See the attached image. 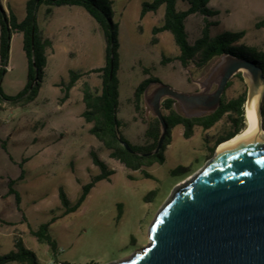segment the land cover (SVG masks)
I'll use <instances>...</instances> for the list:
<instances>
[{"label": "rangeland", "instance_id": "obj_1", "mask_svg": "<svg viewBox=\"0 0 264 264\" xmlns=\"http://www.w3.org/2000/svg\"><path fill=\"white\" fill-rule=\"evenodd\" d=\"M0 1L5 9L11 8L18 20L25 17L28 0ZM110 1L113 21L118 25L120 131L130 144L143 145L145 119L152 115L145 104L142 115L133 106L134 90L146 78L142 68H148L160 83L178 92L195 93L202 90L220 58L201 69H184L176 60L179 52L171 34L152 35V29L161 23L163 8L141 19L142 4L153 0ZM207 7L218 12L209 19L216 23L210 28L211 36L242 31L244 37L239 44L264 51V28H255L264 19V0H211ZM186 8V0H177V10ZM36 19L52 42L47 50L45 71L39 66V73L35 72L40 89L24 107L0 110V141H6V152L0 142V254L13 250L14 240L20 238L26 249L34 253L38 264H114L149 243L147 231L157 211L177 185L206 164L217 149L210 152L216 139L231 127L223 118L208 131L195 128L192 137L185 139L183 127L177 126L171 132L163 164L137 171L126 169L110 158L109 152L89 134L90 125L78 115L83 109V100L80 101L83 85L87 84L92 92L100 88V76L89 72L105 64L102 31L79 7L41 6ZM203 23L199 14L186 19L190 43L199 38ZM162 56L172 60L162 65ZM8 66L11 72L7 73L6 68L4 91L11 96L26 80L21 36L15 35L11 40ZM71 73L82 76L64 98L62 91L68 87ZM154 87L152 84L148 93ZM244 93L242 75L241 79L233 77L223 92L227 100ZM174 109L182 115L177 104ZM90 150L114 173L108 180L97 182L76 211L50 224L48 235L55 244L52 251L29 231H36L61 215L64 207L59 201V188L74 204L81 186L99 174L91 162ZM23 158L28 159L22 167L24 179L14 186L20 196L21 211H18L14 197L7 193V181L19 177ZM181 168L186 172H181ZM150 193L153 195L148 197Z\"/></svg>", "mask_w": 264, "mask_h": 264}, {"label": "trees", "instance_id": "obj_2", "mask_svg": "<svg viewBox=\"0 0 264 264\" xmlns=\"http://www.w3.org/2000/svg\"><path fill=\"white\" fill-rule=\"evenodd\" d=\"M211 0H186L187 8L179 11L176 9L177 0H153L144 2L141 6L140 18L146 14H155L160 8L164 13L161 23L152 29V35L168 32L178 49L176 60L184 69L194 67L201 69L206 67L213 59L220 58L223 55H231L246 59L261 68L264 73V51H259L254 47H247L239 44L244 37V32H224L220 35L211 36L210 28L216 23L210 21L218 15V12L208 9L207 4ZM76 6L83 8L87 14L97 23L102 31L105 40V64L103 67L91 70L89 73L100 76V88L92 92L87 84L82 88V100L84 111L81 115L86 124L90 125L89 134L92 135L109 152L110 158L116 160L126 169L131 171L141 170L151 167L155 164L161 165L164 162V152L171 141V132L177 126L183 127V137L189 139L193 135L195 128L208 131L213 128L223 118L230 124L231 130L224 135L219 136L213 148L218 147L220 143L231 140L245 128V99L246 93L236 98L227 100L224 94L221 97L220 105L215 112L196 118H185L178 114L174 109L175 102L172 99H163L161 102V111L166 125L165 138L158 153L147 155L155 150L157 142L161 135V126L159 121L149 116L146 120V130L144 133L145 144L132 145L121 133V123L117 114L119 109V80L117 74L119 71V54L117 29L118 25L113 21L112 2L110 0H28L25 7V17L18 20L10 7L4 9L0 2V110L7 108L24 107L32 98H34L40 86L35 79V72L39 73V66L45 71L47 61V50L51 47V42L42 38L36 23V13L40 6ZM194 14L203 17L204 23L199 38L193 43L188 40V34L185 28L186 19ZM256 29L264 28V19L255 24ZM19 34L22 39V50L27 61L26 83L23 89L14 96L6 95L1 87L3 76L9 61V52L12 36ZM171 58L162 56L161 64L165 65L171 61ZM43 71L40 73L43 75ZM143 75L146 76L135 88L133 93V106L137 114L144 112V93L151 84L159 83L158 78L150 74L148 68H142ZM71 79L68 87L64 88L63 97H67L68 91L80 79L82 73H71ZM234 77L241 79V73ZM230 86L228 82L225 90ZM121 141L126 142L132 151L129 153L122 145ZM1 148L6 152V141H0ZM147 155V156H145ZM89 156L93 166L99 170V174L91 177L90 182L81 186V193L74 204H71L62 188H59L58 197L63 212L57 218L50 222L42 224L36 231H29L31 236L41 243H46L50 250H55V244L48 235V227L56 219L66 216L76 211L84 202L95 184L102 180H108L114 173L113 170L98 158L94 151L90 150ZM11 161L12 158L9 155ZM28 161L27 158L21 159L19 163L20 175L17 179L11 178L7 181V193L14 197L18 211L20 205V196L14 189L17 181L24 179L25 172L23 165ZM181 172H186L181 168ZM187 176V175H186ZM146 178L150 175L145 174ZM150 193L148 197L152 196ZM147 197V198H148ZM146 198V199H147ZM38 264L33 252L26 249L20 238L15 239L13 250L7 254H0V264Z\"/></svg>", "mask_w": 264, "mask_h": 264}, {"label": "water", "instance_id": "obj_3", "mask_svg": "<svg viewBox=\"0 0 264 264\" xmlns=\"http://www.w3.org/2000/svg\"><path fill=\"white\" fill-rule=\"evenodd\" d=\"M237 73H241L246 85L244 107H253L264 132L263 71L246 59L223 55L199 92H178L160 82L151 92L148 89L152 84L145 90L144 104L161 126L156 148L147 155L158 153L165 138L163 99H172L185 118L211 114ZM213 85L216 87L211 92ZM120 143L132 152L126 142ZM147 235L149 243L140 253L114 264H264L261 133L242 131L222 152L215 150L201 169L172 190L150 223Z\"/></svg>", "mask_w": 264, "mask_h": 264}, {"label": "bare ground", "instance_id": "obj_4", "mask_svg": "<svg viewBox=\"0 0 264 264\" xmlns=\"http://www.w3.org/2000/svg\"><path fill=\"white\" fill-rule=\"evenodd\" d=\"M245 125L246 126H245V128L242 131L250 130V131L260 132L261 135H262V140L264 141V132L259 127V123H258V121L256 119V116H255L254 112H253V107L252 106H250V107H246L245 106ZM239 134L234 136L233 139L228 140V141L220 144L217 147L216 151L218 153L222 152L228 145H230L239 136ZM136 253L138 254V253H140V251L136 252Z\"/></svg>", "mask_w": 264, "mask_h": 264}, {"label": "crops", "instance_id": "obj_5", "mask_svg": "<svg viewBox=\"0 0 264 264\" xmlns=\"http://www.w3.org/2000/svg\"><path fill=\"white\" fill-rule=\"evenodd\" d=\"M1 2V1H0ZM3 2V1H2ZM1 2V3H2ZM42 6H46V5H42ZM4 7V6H3ZM9 7V6H8ZM41 7V6H40ZM61 7V6H60ZM67 7H70V6H67ZM71 7H76V6H71ZM79 8H81V7H79ZM5 9V8H4ZM83 9V8H82ZM6 10V9H5ZM84 10V9H83ZM85 11V10H84ZM86 12V11H85ZM47 13H48V11H47ZM87 13V12H86ZM22 20V19H21ZM36 23H37V19H36ZM37 28H38V30H39V32H40V34H41V36H42V38H44V39H47V40H49L50 42H51V38H50V36L47 34V32H46V29H45V27H43L42 26V24H41V26H38V24H37ZM15 35H18V36H20L19 34H15ZM15 35H13L12 36V38L15 36ZM12 40V39H11ZM22 40V39H21ZM51 44H52V42H51ZM24 53V52H23ZM48 55V54H47ZM24 56H25V54H24ZM48 57V56H47ZM26 59V58H25ZM8 72H11V68H9V66L7 67V73ZM6 73V74H7ZM6 74H5V76H3V79H2V84H1V87H2V90H3V92L5 93V91H4V84H5V79H6ZM26 74H27V61H26ZM25 83H26V80H25ZM25 83L22 85V87L18 90V92H20L22 89H23V87H24V85H25ZM53 85H57V84H53ZM18 92H16L15 94H13V95H11V96H14V95H16ZM6 94V93H5ZM7 95V94H6ZM10 96V95H9ZM80 101H82V97L80 98ZM82 105H83V109H82V111L81 112H79V117L80 118H82L81 117V115H82V113H83V111H84V104L83 103H81ZM5 140V139H4ZM36 239V238H35ZM37 240V239H36Z\"/></svg>", "mask_w": 264, "mask_h": 264}, {"label": "flooded vegetation", "instance_id": "obj_6", "mask_svg": "<svg viewBox=\"0 0 264 264\" xmlns=\"http://www.w3.org/2000/svg\"><path fill=\"white\" fill-rule=\"evenodd\" d=\"M264 74V73H263ZM264 101V100H263ZM262 127L264 129V103H262Z\"/></svg>", "mask_w": 264, "mask_h": 264}]
</instances>
